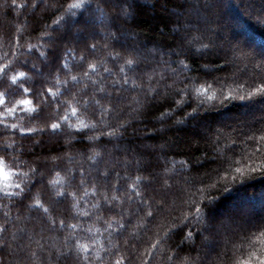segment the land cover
Listing matches in <instances>:
<instances>
[{
    "label": "trees",
    "instance_id": "obj_1",
    "mask_svg": "<svg viewBox=\"0 0 264 264\" xmlns=\"http://www.w3.org/2000/svg\"><path fill=\"white\" fill-rule=\"evenodd\" d=\"M78 2L0 0V264H260L264 0Z\"/></svg>",
    "mask_w": 264,
    "mask_h": 264
},
{
    "label": "snow or ice",
    "instance_id": "obj_2",
    "mask_svg": "<svg viewBox=\"0 0 264 264\" xmlns=\"http://www.w3.org/2000/svg\"><path fill=\"white\" fill-rule=\"evenodd\" d=\"M84 2H85V0H79L78 3H74V4H72L70 7H71V8H79ZM13 3H15V0H13ZM128 63L131 64L132 61H128ZM90 67H91V69H92L93 71H95V67H94V66H90ZM0 71H3V69H0ZM121 71H123V69H121ZM19 75L22 77V76H24V73H20ZM85 75H87V73H85ZM16 79H17L16 77H13V83L16 82ZM72 79L75 80L76 77H73ZM125 83H127V81H125ZM27 91H28V90L25 89V92H27ZM48 91H49V93H51V89H49ZM261 91H264V89H261ZM56 94H58V90H57V93H54L53 95H56ZM208 98H209V99H212V97H208ZM3 103H5V101H4V99H3V94L0 93V104H3ZM20 103H21V104H24V105H28V104L30 103V101H28V100H23V101H20ZM29 110L31 111V109H29ZM7 111H8L9 113H11L12 111H14V109H11V108H10V109H8ZM72 115H76V108H73V109H72ZM65 119H67V117H65ZM13 127H15V126H13ZM51 127H52L53 130H55V129H58V128L60 127V124H58V123H53V124L51 125ZM81 127H88V125H85V124H83V122H81ZM262 139H264V137H262ZM0 164H2V161H0ZM34 171H35V170H34ZM0 177H2L3 180H5V181L8 179V175L4 173L2 167H0ZM52 183H54V184H56V183H60V180L57 179V180H55V181H52ZM16 187H19V185H16ZM0 191H3V189H0ZM5 194H6V195H12V193H7V192H6ZM137 194L139 195V193H137ZM57 195H58V196H60V195H64V193H62V192H58ZM113 199H115V197H113ZM34 206H35V207H42V205L40 204V201H39V200H37V201L35 202V205H34ZM44 211L47 212L48 210L45 208ZM197 211H199V209H197ZM148 215L151 216L152 213L149 212ZM61 224L63 225V221H61ZM73 227H75V226L73 225ZM121 227H123V225H121ZM3 231H4V228H3L2 226H0V232H3ZM189 235H191V234H189ZM85 251H87V248H86V247H85ZM116 264H121V262L118 260V261L116 262ZM260 264H264V260H261V261H260Z\"/></svg>",
    "mask_w": 264,
    "mask_h": 264
}]
</instances>
